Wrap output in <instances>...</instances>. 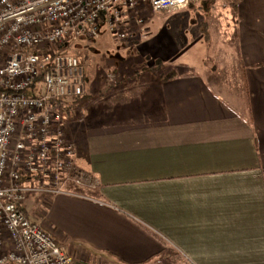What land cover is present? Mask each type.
Returning <instances> with one entry per match:
<instances>
[{
  "label": "crops",
  "instance_id": "obj_1",
  "mask_svg": "<svg viewBox=\"0 0 264 264\" xmlns=\"http://www.w3.org/2000/svg\"><path fill=\"white\" fill-rule=\"evenodd\" d=\"M146 13L117 41L148 65L110 71L115 84L65 117L95 186L32 194L24 211L74 264H264V0ZM200 44L209 64L173 69Z\"/></svg>",
  "mask_w": 264,
  "mask_h": 264
},
{
  "label": "built area",
  "instance_id": "obj_2",
  "mask_svg": "<svg viewBox=\"0 0 264 264\" xmlns=\"http://www.w3.org/2000/svg\"><path fill=\"white\" fill-rule=\"evenodd\" d=\"M189 5L190 0H0V264H74L43 227V216L32 219L23 207L32 194L48 202L69 184L95 186L77 165L76 141L61 109L68 98L82 96L86 85L84 65L67 48L97 39L104 29L127 40L145 25L146 12Z\"/></svg>",
  "mask_w": 264,
  "mask_h": 264
},
{
  "label": "rangeland",
  "instance_id": "obj_3",
  "mask_svg": "<svg viewBox=\"0 0 264 264\" xmlns=\"http://www.w3.org/2000/svg\"><path fill=\"white\" fill-rule=\"evenodd\" d=\"M144 16L148 18V13H145ZM111 37L114 36L104 29L101 36L97 39H81L74 45H70L67 48V52L77 56L84 65L87 84L85 90L88 89V95L85 94L84 96L68 98L65 101H72L73 104L76 105V107H73L72 109H63V112H65L66 117L69 119L80 117L82 113V103H85L86 100L91 97L96 98L98 96H102L106 93V86L110 82L115 84L112 81L114 80L113 77H109V80L112 79L111 81L108 80V74L110 71L113 72L114 70H117L120 74H122L124 69L130 71L132 66H134L132 68L143 69L148 65L147 61H134V57L132 56L137 52L133 49H129L128 47L125 49L127 45H130V42L117 41L118 39L114 41ZM212 48H214V46L203 44L197 45L195 48H192L187 55L185 54L183 57L181 56L178 62L175 63L176 65L173 69H184L183 67L185 62L188 63L189 68H203L205 62H210L207 59V55L210 53ZM89 90H92V92L89 93ZM27 93L32 95L33 89L29 88ZM35 214L37 215L36 211Z\"/></svg>",
  "mask_w": 264,
  "mask_h": 264
},
{
  "label": "trees",
  "instance_id": "obj_4",
  "mask_svg": "<svg viewBox=\"0 0 264 264\" xmlns=\"http://www.w3.org/2000/svg\"><path fill=\"white\" fill-rule=\"evenodd\" d=\"M209 2V1H208ZM208 2L207 1H205V4H208ZM201 27H202V31L204 32V34H205V36H206V38L208 39V23L207 22H205V23H202L201 24ZM166 65H165V62H163V61H161V60H156L155 61V63L152 65V66H149L150 68H155V69H157V68H162V67H165ZM148 67V68H149ZM84 69H85V67H84ZM174 73V72H173ZM85 77H86V70H85ZM169 77V76H168ZM41 78H43V76H41ZM83 96V95H82ZM56 102L58 103V104H62L63 102H62V100H56ZM60 102V103H59ZM60 104V105H61ZM69 109V107L67 106V105H65V103H63L62 105H61V109L63 110V109ZM65 113V112H64ZM9 264H13V263H9Z\"/></svg>",
  "mask_w": 264,
  "mask_h": 264
}]
</instances>
